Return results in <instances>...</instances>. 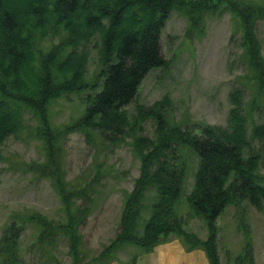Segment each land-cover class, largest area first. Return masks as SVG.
<instances>
[{
    "label": "trees",
    "instance_id": "1",
    "mask_svg": "<svg viewBox=\"0 0 264 264\" xmlns=\"http://www.w3.org/2000/svg\"><path fill=\"white\" fill-rule=\"evenodd\" d=\"M212 1L213 4L209 0H0V149L8 136L25 128L26 114L39 119L35 132L42 135L47 156L44 164L36 166L53 183L64 210L54 223L40 213L31 216L38 231L35 247L46 255L48 247L52 249L59 238L68 237L70 264H109L124 246L136 248L138 254L130 263L134 264L139 255L151 252L174 234L180 237L186 251L201 249L209 264H221L214 220L226 207L244 200L257 209L263 207L264 176L259 170L261 154L264 155V122H258L255 113L264 109V55L254 29L257 18L264 19L263 6L243 0L229 3L239 19L240 44L248 67L241 84L255 96L245 102L242 89L231 92L233 108L228 128L205 124L199 127V134H194L186 127L169 123L167 97L148 107L137 106L132 116L126 109L136 98L145 76L167 65L160 39L169 14L181 12L188 21L191 16L192 21L193 16L218 6L216 0ZM7 4H12V13ZM239 4L245 9H240ZM96 36L100 69L94 74L96 79L88 83L85 45ZM88 89L91 92L86 95L79 119L53 129L49 119L51 104ZM148 120L155 124L153 137L143 134L142 125ZM72 131L84 133L90 142L96 134L106 141L129 137L140 162L133 189L125 193L119 232L91 256L83 249L78 226L89 216V206L76 200L94 201L95 189L90 183L67 182L54 161L55 138ZM183 146L197 160L188 194L184 192L191 167ZM150 190H154L155 198L147 208L143 200ZM183 196L188 215L201 217L207 223L206 239L183 229L178 212ZM23 224L14 222L5 229L0 243L2 264L18 262L17 243ZM244 252L242 260L249 258L245 248Z\"/></svg>",
    "mask_w": 264,
    "mask_h": 264
},
{
    "label": "rangeland",
    "instance_id": "2",
    "mask_svg": "<svg viewBox=\"0 0 264 264\" xmlns=\"http://www.w3.org/2000/svg\"><path fill=\"white\" fill-rule=\"evenodd\" d=\"M216 1L218 6L200 16H193L192 21L191 16L188 21L181 12L172 11L169 14L160 39L161 53L167 65L153 69L145 76L136 98L126 106L130 116L136 113L137 106L148 107L167 97L170 102L166 112L169 123L199 134V127L205 124L228 128V117L233 108L232 91L242 89L245 102L250 96H255L241 84L247 76L248 67L240 44L239 19L229 8L230 0ZM243 1L264 7V0ZM209 3L213 4V1L209 0ZM6 7L11 12L12 4ZM238 7L245 9L241 4ZM254 29L264 55L263 18H257ZM97 37L85 45L88 83L96 79L94 74L100 69ZM89 90L65 95L51 104L49 119L53 129L72 125L79 119L86 106V95L91 92ZM255 118L264 122L263 108L255 113ZM37 121L39 119L26 114L25 128L19 134L8 136L0 149V243L7 226L25 222L17 243L16 264H70L68 247L71 240L68 237L59 238L52 249L48 247L50 254L47 255L34 244L38 231L31 216L40 213L54 223L64 213L53 183L36 166L44 164L47 156L45 141L41 134L35 132L39 127ZM142 126L143 134L153 137L154 122L148 120ZM247 128L249 134V123ZM253 146L259 148L258 144ZM181 149L189 158L191 167L185 183L184 193L188 194L192 190L197 160L186 147ZM53 153L54 161L67 182L76 185L90 183L95 189L94 201H76L88 205L90 210L86 220L78 223L83 249L87 256L97 254L119 232L125 193L133 189L134 180L140 173V162L132 151V140L123 137L106 141L96 134L90 142L80 131L62 132L55 138ZM259 171L264 176L263 154ZM154 198V190L148 191L143 200L145 207L149 208ZM183 198H180L178 209L183 229L206 239L209 234L207 223L201 217L188 215L189 208ZM147 216L145 212L144 217ZM213 225L217 227V253L221 264H264V204L261 209L247 200L230 205L214 220ZM176 237L170 234L152 251L164 249L167 255L172 251L174 262L189 264L185 257L194 250L186 251L180 237ZM244 248L249 258L242 260L240 256L245 254ZM136 251L133 246H124L118 250L117 259L109 264H130L131 258L138 254ZM2 261L0 259V264Z\"/></svg>",
    "mask_w": 264,
    "mask_h": 264
},
{
    "label": "crops",
    "instance_id": "3",
    "mask_svg": "<svg viewBox=\"0 0 264 264\" xmlns=\"http://www.w3.org/2000/svg\"><path fill=\"white\" fill-rule=\"evenodd\" d=\"M163 250L152 251L138 256L136 260L138 261L137 264H177L173 261L175 259L174 256H172L173 252L170 251L167 255V253ZM180 256L182 257L183 254L181 253ZM185 258V260L189 261V264H208V260L204 255V252L201 250H194L192 252H188ZM181 263L182 261H179L178 264Z\"/></svg>",
    "mask_w": 264,
    "mask_h": 264
}]
</instances>
